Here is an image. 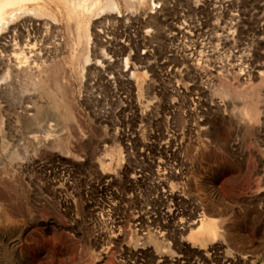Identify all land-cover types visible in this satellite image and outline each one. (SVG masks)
Segmentation results:
<instances>
[{
  "label": "rangeland",
  "instance_id": "obj_1",
  "mask_svg": "<svg viewBox=\"0 0 264 264\" xmlns=\"http://www.w3.org/2000/svg\"><path fill=\"white\" fill-rule=\"evenodd\" d=\"M116 1L122 17L77 30L40 6L61 22L48 64L64 58L76 114L48 110L63 132L43 148L25 122L4 139L0 110V264H264V0ZM201 219L218 228L198 250L174 225Z\"/></svg>",
  "mask_w": 264,
  "mask_h": 264
},
{
  "label": "bare ground",
  "instance_id": "obj_2",
  "mask_svg": "<svg viewBox=\"0 0 264 264\" xmlns=\"http://www.w3.org/2000/svg\"><path fill=\"white\" fill-rule=\"evenodd\" d=\"M146 1L147 0H125V4L130 10L136 11V9H139V4H141V2L145 3ZM52 3H55L59 7L62 6L66 12L65 15L67 16V19L70 21L74 20L77 22V24H79V26H75L76 30L80 27L81 20H83L82 17L84 18L85 16L97 17L96 20L99 18L101 19V17L106 13L118 15L119 18L122 17L120 4L116 0H104V2L103 0H0V110L3 108L5 109L4 115L1 117L2 134L4 139H7V134L5 133L6 124L11 126V128H17L22 122H25L26 128H29V135L37 132L43 135V148H45L46 145H49V141L53 140V138L59 142L62 134L57 135V133L59 134L63 132L61 121V127H59L58 130L52 129V125H44L43 121H45V117L48 115L46 114L48 110L50 111V109L54 107H57V109H64V113L57 114V119L59 118L60 120L65 118H68L67 120H74L76 114L74 112V107L76 105V94L72 80L67 75V71L65 69L66 64L64 65L63 63L64 58L62 59L61 56L56 55L57 58H54V62L52 61V64H48L51 55L49 54L50 48L47 45L49 43L46 41V37L49 36L47 34L50 32V30L54 29V26H60L61 22L56 16L46 13L40 9V6H45L46 4L48 5ZM44 19H51V25L46 22L40 23V21L38 23L35 21ZM93 24L96 23L94 22ZM75 28L73 27V30H75ZM85 29L86 31L84 38L90 41L92 39V34L90 31L93 28L90 30V27L87 25ZM101 31L103 32L104 29ZM56 32L60 36V39L56 37L60 40L58 48L63 50V32L61 29ZM78 32L76 33L77 36ZM72 33L75 37V31ZM186 33H188V31ZM56 53L58 54V52ZM80 57H83V55ZM85 62L88 63L89 58H87ZM85 68V65H82L81 68L78 69L83 71ZM97 68L98 67L96 66V69ZM73 69L77 68L74 67ZM69 89L71 91H69ZM251 108H253V105ZM246 115L248 116V114ZM256 115L257 114H255V116ZM30 128H32V130ZM58 142L54 143L53 147L59 148L60 145ZM4 152L9 153V157L13 159L16 158V155L13 154L14 152L10 154L11 150L9 148V143H6V146L4 145ZM3 163V157L0 155V166H2ZM180 177L181 175H175V178L179 179ZM168 192L170 195H172L174 191L170 190ZM0 199H2V196H0ZM175 226L177 230L196 227L195 229L191 230L189 239H186V241L190 242L191 240H194L193 243H191L193 247L198 250L216 235L218 228L216 220L213 219H209L208 221L206 219H201L187 223L185 226L180 224H176L174 227ZM181 226H183V228ZM155 236L156 235H148L149 238L147 237V243L154 245L155 248L159 250L163 245V240L160 241L161 238L159 239V236ZM182 238H184V235ZM100 246L102 248V245ZM155 248L154 250H156ZM101 252H99L97 260L99 259L100 261H104V259H106L105 255ZM107 253L106 255H108ZM91 255L93 254L91 253ZM91 255L89 256L92 258L96 257L95 255ZM92 258L90 260H92Z\"/></svg>",
  "mask_w": 264,
  "mask_h": 264
}]
</instances>
